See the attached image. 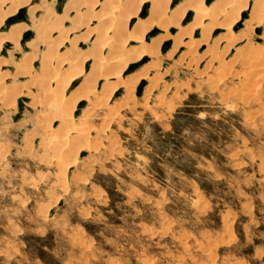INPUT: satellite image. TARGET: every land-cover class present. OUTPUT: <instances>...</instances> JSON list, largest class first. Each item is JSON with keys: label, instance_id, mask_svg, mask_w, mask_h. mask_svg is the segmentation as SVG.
I'll list each match as a JSON object with an SVG mask.
<instances>
[{"label": "rangeland", "instance_id": "1", "mask_svg": "<svg viewBox=\"0 0 264 264\" xmlns=\"http://www.w3.org/2000/svg\"><path fill=\"white\" fill-rule=\"evenodd\" d=\"M40 1L29 2L31 15L24 6L10 13L0 29L7 41L0 42L7 87L0 88V264H264V65L251 56L254 49L264 53V23L240 12L207 23L205 37L191 28L192 14L181 29L155 27L147 47L131 43L135 56L122 85L110 93L98 83L100 104L91 109L83 101L72 112L85 135L66 141L55 122L62 110L44 102L38 79L47 55L57 61L77 55L82 63L86 52L94 54L84 31L102 30L98 17L92 20L100 8L79 30L88 20L78 19V0L74 11L69 0ZM174 1L172 8L182 0ZM216 3L226 4L205 2ZM148 15L149 6L140 27L134 21L127 33L148 26ZM190 33L192 45L165 39ZM38 39L50 42L40 46ZM160 41L156 56L140 55ZM82 64L89 73L91 62ZM61 73L70 81V72ZM84 79L61 93L66 103L90 82Z\"/></svg>", "mask_w": 264, "mask_h": 264}, {"label": "bare ground", "instance_id": "2", "mask_svg": "<svg viewBox=\"0 0 264 264\" xmlns=\"http://www.w3.org/2000/svg\"><path fill=\"white\" fill-rule=\"evenodd\" d=\"M25 1V0H24ZM27 1V0H26ZM41 1H48V0H41ZM40 1V2H41ZM56 1V0H55ZM78 4L75 5V10H77L78 8L76 6L79 7V10H81L82 13H78L79 17L81 20L80 16L86 15L85 20H88V22L84 21L81 22L82 24L79 25L78 29L82 30L84 25L85 27L87 26V24H90V22L88 19V14L89 16H92L91 14H93L94 12H96L99 8V11L97 12V14H94L92 16V20L93 18H97L98 17V22L97 24L100 25L102 28V30H100L98 33L95 31L93 32L92 28L95 29L94 27H92L91 29H89L87 27L88 30L84 31L87 32L89 31L88 36H85L86 38H90L89 35L91 34L93 39H94V54H91L89 52V54H87L88 52H86V56L85 58H83L84 60H86L87 62H91V69L89 71V73L85 74L84 73V67L82 63H81V56H70L67 59H63L64 61H57L54 57V54H50L46 56L45 60V64L43 66V71L40 74V78L38 79L39 82H42V97L44 98V102L47 101V103L51 104L52 106L58 107L57 111H59L60 109L61 111V115L58 116V118L55 120V122L61 124L60 126H62V128L65 130L66 132V138H64V140L68 138H72L74 140H80L82 138H84V131L81 129V121L80 123H75L73 121V114L72 112H75V109L77 108V106L85 101L87 103V106L90 107L91 109L94 108V106H96L97 104H100L97 99V91H96V85L98 83H103V90H106L110 92V89L113 91L115 90V88H117L120 84V79H121V75L123 74L125 68L127 67V65L130 63V56H132L134 58L135 54V49H133L131 46V43H135L137 44L139 47H147V43H146V34L148 32H150L151 30H153L155 27L160 29L162 32H167L169 33L171 30L173 29H178L182 27L183 22L185 20V18H187L189 15H193V22L191 23V28L194 30H200L201 32H203L202 34L205 37V34L209 31H206V24L207 23H212V22H216L218 20H220L222 17L228 16L229 13L230 14H236V17H239L238 15H240V12H249L250 13V19H252L253 21H255L257 24H262L264 23V0H225V4L223 6L224 8H217V3L216 5H206L205 2L207 0H182L177 6H175L174 8H172L173 4H174V0H104L101 2V0H86V1H82V0H78ZM18 2H20V0H18ZM33 2V0H28L27 4L24 3L25 5H22V2H20L21 6H16L15 0H0V29L2 24L7 21V19L10 17V13H12L13 11L16 10H20V8H22V6L28 8L27 9V14L31 15L33 13V7H30V4ZM59 2V1H58ZM70 4L76 3L75 0H69ZM18 4V3H17ZM42 5V3L40 4ZM45 5V3H44ZM14 7L15 8L11 11H6L5 13H3L1 11V8H6V7ZM147 6H149V15L148 18L144 21L145 24H147L148 26L145 27V25H143V27L145 28H140L138 30V28H134L131 29L130 33H127V25L129 26V24H131L132 22H136L140 27L141 23V12L143 11V9H145ZM67 7V6H66ZM72 7V8H71ZM74 4L69 8H71V11L74 9ZM81 8V9H80ZM66 10V8H65ZM68 10V9H67ZM66 10V11H67ZM69 11V10H68ZM70 11V12H71ZM74 11V10H73ZM78 11V10H77ZM49 14V13H48ZM56 15V14H55ZM67 15V14H66ZM57 16V15H56ZM64 16V15H63ZM77 16V15H75ZM252 16V18H251ZM125 17V19L127 18V21H125L127 24H125V22L123 23V18ZM235 17L234 21H237L238 18ZM59 18V16H58ZM83 18V17H82ZM91 19V17H89ZM61 19V18H60ZM63 19V18H62ZM77 19V20H78ZM249 19V20H250ZM34 20V19H33ZM57 20V18H56ZM77 20H75V23H77ZM84 20V19H82ZM96 20V21H97ZM252 20L250 21V23L252 22ZM233 21V22H234ZM80 22V21H79ZM232 22V21H231ZM230 22V23H231ZM51 22H49L50 25ZM86 23V24H85ZM228 23V22H226ZM224 23V24H226ZM229 23V24H230ZM248 23V22H247ZM57 24V23H56ZM62 24V23H61ZM212 23L211 26H213ZM223 24V23H222ZM221 22L220 25L222 26ZM232 24V23H231ZM43 26L48 25V24H42ZM218 25V26H220ZM41 26V25H40ZM74 26V25H73ZM78 25H76L77 27ZM135 26V25H134ZM216 26V25H215ZM225 26V25H224ZM223 26V27H224ZM229 26V25H228ZM228 26H225L228 27ZM249 26V25H248ZM259 26V25H257ZM256 26V28H258ZM19 27V26H18ZM39 27V25H38ZM42 27V26H41ZM48 27V26H46ZM251 27V26H250ZM20 28V27H19ZM24 29L21 28L20 30V37L22 36V34H24L26 32L25 27H23ZM189 30V26L187 27ZM190 28V29H191ZM13 29V28H12ZM17 29V28H16ZM44 27L40 28V31H43ZM249 29V28H248ZM11 30V29H10ZM56 28H52V30L50 32L56 31ZM226 30V29H225ZM38 31V30H37ZM58 31V30H57ZM72 31H77V30H72ZM154 31V30H153ZM156 31V30H155ZM206 31V33H205ZM211 31V30H210ZM10 32V31H9ZM12 32V30H11ZM15 32V29H14ZM45 32V31H43ZM200 32V33H201ZM227 32V39L231 40L232 38H230L232 36L231 34V29L226 30ZM250 32V31H249ZM16 33H18L16 31ZM18 33V34H19ZM37 33H39V37L42 36V34L38 31ZM47 33V32H46ZM46 33H44L46 35ZM69 33V32H68ZM209 33V32H208ZM12 34V33H11ZM10 34V35H11ZM17 34V35H18ZM51 34V33H50ZM87 34V33H86ZM179 34V33H177ZM186 34V33H185ZM184 34V35H185ZM210 34V33H209ZM6 35V34H5ZM13 35V34H12ZM15 35V33H14ZM44 35V36H45ZM169 34H167L165 36V39L168 40H172L175 47H179V45L181 44H186L184 46H187V44H193L191 42V38L195 36V34L190 33V38L185 36H178L175 35L173 36L174 39H171V37L168 36ZM208 35V34H207ZM3 36V35H2ZM178 36V37H177ZM250 36V35H249ZM5 38L7 36H4ZM9 37V34H8ZM7 37V38H8ZM17 37V36H16ZM50 37V35L48 36V34L46 35L47 38ZM14 38V37H13ZM19 37L16 38V40ZM84 38V37H82ZM85 38V39H86ZM209 38V37H207ZM243 38V37H241ZM4 38L0 36V42L3 40ZM40 39V38H39ZM38 39V40H39ZM48 39V38H47ZM46 39V40H47ZM73 39V38H72ZM71 39V40H72ZM81 39V37H80ZM158 39V38H157ZM205 39V38H204ZM10 40V39H8ZM160 40L162 41V39L160 38ZM209 40V39H208ZM236 40V39H235ZM234 40V41H235ZM14 41V40H13ZM12 41V42H13ZM78 41V40H77ZM76 41V42H77ZM154 41V40H152ZM157 42L158 44L155 47H152V50H148L146 51L147 53L145 54V52L143 51V53H141L140 55L143 57H147V56H156L155 54L158 53L159 48L162 46V42ZM227 41V40H226ZM3 42H7L6 40ZM11 42V43H12ZM50 41H48L49 43ZM87 42V41H86ZM97 42V43H96ZM156 42V41H155ZM40 44V46L44 45V44H48L45 40H39L38 42ZM201 43V42H200ZM214 43V42H213ZM85 44V43H84ZM89 44V43H87ZM199 44V43H198ZM234 44V43H233ZM205 45V44H204ZM232 46V45H231ZM27 47V46H26ZM31 47V46H30ZM192 47V46H191ZM198 47V46H197ZM91 48V47H90ZM108 54L105 52V50H108ZM153 48H155V50H153ZM194 49V48H193ZM197 49V48H196ZM111 50V51H110ZM256 50V49H254ZM253 50V54L251 56H255V62L257 65H264V56H263V51L261 52L260 50ZM47 51V50H46ZM93 51V50H92ZM137 51V50H136ZM142 51V49H141ZM174 51V50H173ZM247 51V50H246ZM250 51V50H249ZM248 51V52H249ZM2 52V45L0 43V54ZM53 52V51H52ZM54 52H56L54 50ZM79 52V51H78ZM196 52V50H195ZM195 52H193L195 54ZM70 53V52H69ZM139 53V52H138ZM192 53V54H193ZM64 54V53H63ZM68 54V53H67ZM92 56H91V55ZM173 54V53H172ZM191 54V55H192ZM214 54V53H213ZM216 54V53H215ZM240 54V53H239ZM238 54V55H239ZM245 54V53H244ZM80 55V54H79ZM139 54H137V56L135 57L136 59H139L141 56ZM159 55V54H158ZM212 55V54H211ZM237 55V54H236ZM246 55V54H245ZM63 56V55H62ZM85 56V55H84ZM140 56V57H138ZM169 56V55H168ZM241 56V55H240ZM45 57V56H44ZM66 57V56H65ZM138 57V58H137ZM242 57V56H241ZM35 58V57H32ZM155 58V57H154ZM243 58V57H242ZM24 59L26 60V58L24 57ZM82 59V61H83ZM193 59V58H192ZM249 59V58H248ZM247 59V60H248ZM24 60V61H25ZM134 60V59H133ZM246 60V61H247ZM0 63L2 64V60L0 59ZM23 61V62H24ZM27 61V60H26ZM132 61V60H131ZM190 61V60H189ZM192 61V60H191ZM242 61V60H241ZM31 62V61H30ZM41 62V61H40ZM249 62V61H248ZM26 63V62H25ZM240 63V62H239ZM250 63V62H249ZM253 63V62H252ZM28 64V63H27ZM30 64V63H29ZM157 64V63H156ZM244 64V63H243ZM254 64V66L256 65ZM53 66L52 70H49L47 68V66ZM221 65V64H220ZM248 66V64H247ZM250 66V65H249ZM259 66H257L259 68ZM153 67V66H152ZM26 68V66H25ZM148 68V67H147ZM150 68V67H149ZM27 70L29 68H26ZM255 69V67H254ZM257 69V68H256ZM68 71L70 72V74L67 73V75H69L70 77V81H65L67 80L66 78H64L65 80L61 79V72L62 71ZM148 70V69H147ZM246 70V69H245ZM258 70V69H257ZM28 72V71H27ZM148 72V71H146ZM256 72V71H255ZM21 73V72H19ZM26 73V72H25ZM245 73V72H244ZM147 74V73H145ZM254 74V73H253ZM257 74V73H256ZM19 75V74H18ZM22 75V74H21ZM246 75V74H245ZM1 76V73H0ZM29 76V74H28ZM37 76V75H36ZM134 76V75H133ZM146 76V75H145ZM85 77H89V81L93 82L90 85H87V83L89 84L90 82H87L86 80L88 79H84ZM144 77V76H142ZM141 77V78H142ZM31 78V77H30ZM38 78V76H37ZM83 78L84 82L86 81L84 87L82 86V88H80L81 90V94L76 98L72 99V101H66L64 100V97L62 98L61 93L66 91V88L69 86V84H72L73 82H75L76 80ZM139 77H137L138 79ZM224 78V77H222ZM264 78V77H262ZM3 77H0V88L1 90L3 89V91L7 92V87H4L3 85ZM136 79V80H137ZM144 79V78H143ZM250 79V77H249ZM92 80V81H91ZM134 82H137V81ZM35 81V80H34ZM125 81V80H124ZM253 81V80H252ZM256 81V80H255ZM263 81V79H262ZM32 82V81H31ZM38 82V81H37ZM140 82V81H139ZM258 82V81H256ZM123 83V82H122ZM122 83L120 85H122ZM125 84V83H124ZM250 84V83H249ZM32 85V84H30ZM79 85V86H80ZM247 85V84H246ZM98 86V85H97ZM253 86V85H252ZM251 86V87H252ZM127 87V86H126ZM130 87V86H129ZM127 87V89L129 88ZM245 88V87H243ZM248 87L246 86V90ZM256 88V86H255ZM6 89V90H5ZM12 89V88H11ZM10 88L8 89V93H10L12 90L14 91V89L11 90ZM29 89V88H28ZM254 89V88H253ZM11 90V91H10ZM244 90V89H243ZM12 91V92H13ZM78 91V90H77ZM251 91V90H250ZM249 91V92H250ZM101 92V91H100ZM130 92V91H129ZM4 93V92H3ZM7 93V94H8ZM39 93V92H38ZM79 93V92H78ZM112 93V92H110ZM252 93V92H251ZM256 93V92H255ZM254 93V94H255ZM20 93H18L17 95H19ZM127 94V93H126ZM9 95V94H8ZM15 95V94H14ZM17 95H15L14 97H17ZM39 95V94H38ZM75 95V94H74ZM108 95V94H106ZM129 95V94H128ZM133 95V93L131 94ZM250 95V94H249ZM70 96V95H69ZM68 96V97H69ZM103 96V95H102ZM127 96V95H126ZM256 96V94L254 95ZM7 97V96H5ZM11 97V96H10ZM9 97V98H10ZM104 97V96H103ZM6 99V98H5ZM70 99V97H69ZM103 99V98H102ZM249 99V98H248ZM259 99V97H258ZM12 100V98H11ZM35 100V99H34ZM46 100V101H45ZM43 101V100H42ZM103 101V100H102ZM160 101V100H159ZM72 102V103H70ZM4 103V102H3ZM35 103V102H34ZM102 103V102H101ZM260 103V101H259ZM13 103H11L12 105ZM37 104V103H36ZM261 104L264 107V96L261 99ZM50 106V105H49ZM34 107V105H33ZM87 107V108H88ZM60 108V109H59ZM59 109V110H58ZM114 109V108H112ZM53 110V109H52ZM86 111V110H85ZM89 111V110H87ZM47 112V111H46ZM90 112V111H89ZM92 112V111H91ZM49 113V112H48ZM85 113V112H83ZM113 113V112H112ZM50 114V113H49ZM109 114V113H108ZM114 114V113H113ZM42 115V114H41ZM45 115V114H44ZM115 115V114H114ZM84 116V115H83ZM88 116V117H87ZM84 119V121H87L88 119H90L91 114H88ZM43 117V116H42ZM108 117V115L106 116ZM46 118V117H45ZM50 118V117H49ZM41 120V119H40ZM38 121V119H37ZM50 122V121H49ZM54 122V123H55ZM82 122V123H83ZM88 122V121H87ZM48 123V121H47ZM40 125V124H39ZM38 126V125H37ZM48 126V125H47ZM41 127V126H39ZM88 133V132H87ZM50 136V135H49ZM52 137V136H51ZM56 138V137H55ZM63 139V138H62ZM51 140V139H50ZM85 141V140H84ZM83 141V142H84ZM48 142V141H47ZM51 142V141H50ZM61 142V140H60ZM56 143V142H55ZM63 143V142H62ZM61 145V143H59ZM79 144V143H77ZM74 145V144H73ZM49 146V145H48ZM75 146V145H74ZM55 147V146H53ZM58 147V146H56ZM60 147V146H59ZM73 148V147H72ZM54 149V148H53ZM59 149V148H58ZM57 149V150H58ZM84 149V148H82ZM60 150V149H59ZM72 150V149H71ZM43 151V150H42ZM54 151V150H52ZM64 151V150H63ZM70 151V150H69ZM74 151V150H73ZM61 152V151H60ZM70 153V152H68ZM59 154V153H58ZM67 155V154H66ZM54 157V155H53ZM68 157V155H67ZM55 159V158H54ZM59 159V158H58ZM58 161V160H57ZM59 162V161H58ZM62 163V162H61ZM71 164V163H70ZM59 167L61 166L60 164L58 165ZM3 169V168H2ZM263 170V169H262ZM60 172V170H59ZM63 173V172H62ZM65 179V177H64ZM58 180V179H57ZM63 180V178H62ZM82 180V178H81ZM82 182V181H81ZM63 183V181H62ZM83 183V182H82ZM65 184V183H64Z\"/></svg>", "mask_w": 264, "mask_h": 264}, {"label": "trees", "instance_id": "3", "mask_svg": "<svg viewBox=\"0 0 264 264\" xmlns=\"http://www.w3.org/2000/svg\"><path fill=\"white\" fill-rule=\"evenodd\" d=\"M186 173H188V172H186Z\"/></svg>", "mask_w": 264, "mask_h": 264}]
</instances>
